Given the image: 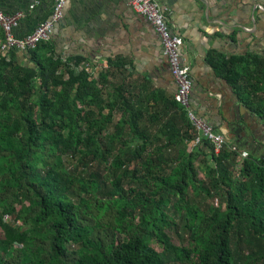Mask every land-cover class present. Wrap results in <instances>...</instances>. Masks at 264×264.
<instances>
[{
	"label": "trees",
	"instance_id": "16d2710c",
	"mask_svg": "<svg viewBox=\"0 0 264 264\" xmlns=\"http://www.w3.org/2000/svg\"><path fill=\"white\" fill-rule=\"evenodd\" d=\"M66 61L0 50V264H264V150L192 145L173 97ZM219 62L264 122V56Z\"/></svg>",
	"mask_w": 264,
	"mask_h": 264
},
{
	"label": "crops",
	"instance_id": "0c3cea01",
	"mask_svg": "<svg viewBox=\"0 0 264 264\" xmlns=\"http://www.w3.org/2000/svg\"><path fill=\"white\" fill-rule=\"evenodd\" d=\"M31 4L0 0V11L23 14L18 37L31 33L51 12L50 0H40L33 9ZM161 4L172 33L183 41L181 59L192 80L190 110L243 150H264L263 120L217 68L219 61L234 56H264V0H161ZM49 41L63 62L82 58L90 72L101 73L112 61L121 66L113 68L115 73H127L146 91L167 98L175 93L158 36L128 0H68ZM20 57L26 61L24 54Z\"/></svg>",
	"mask_w": 264,
	"mask_h": 264
},
{
	"label": "built area",
	"instance_id": "2783aa9c",
	"mask_svg": "<svg viewBox=\"0 0 264 264\" xmlns=\"http://www.w3.org/2000/svg\"><path fill=\"white\" fill-rule=\"evenodd\" d=\"M31 1L30 9H33L40 0ZM50 1L51 12L49 16L40 21L31 33L22 37L16 35V29L23 14L20 12L9 14L0 11V27L5 37L0 45L1 52L7 53L13 49L14 51L27 52L36 49L41 43L49 41L54 25L62 19L63 9L68 0ZM128 4L136 14L146 19L159 38L162 54L167 61L170 74L176 85L173 98L186 110L187 116L198 131V135L191 144L194 145L200 142L201 139H206L213 146L214 153L218 154L223 147L224 138L215 131L209 122L190 110L192 80L189 66L181 59L183 41L181 37L172 33L166 21L161 0H128ZM85 70L89 71L87 67H85ZM246 155L245 152L242 153L243 157Z\"/></svg>",
	"mask_w": 264,
	"mask_h": 264
}]
</instances>
